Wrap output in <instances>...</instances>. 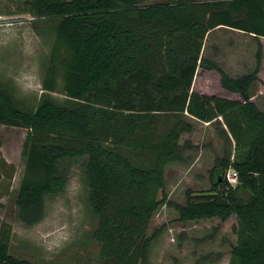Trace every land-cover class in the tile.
I'll return each instance as SVG.
<instances>
[{
	"label": "trees",
	"instance_id": "trees-1",
	"mask_svg": "<svg viewBox=\"0 0 264 264\" xmlns=\"http://www.w3.org/2000/svg\"><path fill=\"white\" fill-rule=\"evenodd\" d=\"M153 1L27 2L39 22L53 23V40L34 107H19L0 88V125L27 131L14 200L18 219L33 226L44 216V197L63 191L58 161L87 157L92 238L101 264H149L156 233L147 236V230L161 205L176 209L181 222L232 220L236 242L228 264H264V111L251 93L260 82L264 0ZM216 30L253 43L243 74L229 75L217 56H208ZM197 70L217 73L220 88L239 99L192 91ZM188 119L222 123L219 136L230 148L208 171V191H187L179 206L167 200L164 171L196 149L187 138L195 131ZM229 169L236 173L234 186L225 179ZM10 236V226L1 224L0 264H29L10 255ZM217 259L207 254L196 264Z\"/></svg>",
	"mask_w": 264,
	"mask_h": 264
},
{
	"label": "rangeland",
	"instance_id": "rangeland-1",
	"mask_svg": "<svg viewBox=\"0 0 264 264\" xmlns=\"http://www.w3.org/2000/svg\"><path fill=\"white\" fill-rule=\"evenodd\" d=\"M28 1L0 0V88L6 89L15 104L25 110L34 107L39 100L53 40V33L48 28L53 23L39 22L38 17L29 13ZM153 2L141 0L145 5ZM260 43L263 52L258 74L260 82L253 85L251 93L254 95L252 101L264 111L261 82L264 77V39ZM207 45H214L208 47V56H217L213 59L229 75L238 76L249 69L254 46L247 38L242 39L227 30H216ZM191 90L199 94L226 96L215 72L197 70ZM54 97L64 100L62 95L54 94ZM232 98L239 99L237 95ZM188 121L195 131L187 138L197 145L196 149L184 154L187 157L185 162L169 163L164 171L167 200L179 206L185 204L187 191L194 195L208 191V171L215 158L223 155L225 147L230 148L219 136L220 128H224L222 123ZM26 132L25 129L0 125V225L10 226V255L29 264H101L100 245L92 238L96 217L88 201L87 157L58 161V171L65 180L63 191L44 197V216L39 222L25 226L19 221L14 200L25 164L21 150ZM2 161L12 169L3 167ZM10 173L11 178L8 177ZM178 217L177 210L168 205H161L154 211L147 230V236L156 233L148 253L150 264H196L199 257L207 254L218 257L210 264H228L230 250L236 242L232 220L224 224L217 218L181 222ZM209 235L212 238L206 239ZM199 240L201 242H197Z\"/></svg>",
	"mask_w": 264,
	"mask_h": 264
},
{
	"label": "built area",
	"instance_id": "built-area-1",
	"mask_svg": "<svg viewBox=\"0 0 264 264\" xmlns=\"http://www.w3.org/2000/svg\"><path fill=\"white\" fill-rule=\"evenodd\" d=\"M225 179L229 185L234 186L237 183L236 173L232 169L226 171Z\"/></svg>",
	"mask_w": 264,
	"mask_h": 264
},
{
	"label": "crops",
	"instance_id": "crops-1",
	"mask_svg": "<svg viewBox=\"0 0 264 264\" xmlns=\"http://www.w3.org/2000/svg\"><path fill=\"white\" fill-rule=\"evenodd\" d=\"M260 68H262V64H261V67ZM260 71V70H259ZM206 73H211V72H206ZM258 74H260V73H258ZM263 79V81H261L262 83H264V77H262ZM259 81H260V79H259ZM225 94H226V96H224V98H228V99H235V98H232V96H236V95H234V94H230V93H228V92H224ZM237 99V98H236ZM206 124H208V123H206ZM205 124V125H206ZM224 127V126H223ZM149 250H150V248H149ZM148 253H149V251H148ZM148 263L150 264V262H149V258H148Z\"/></svg>",
	"mask_w": 264,
	"mask_h": 264
}]
</instances>
